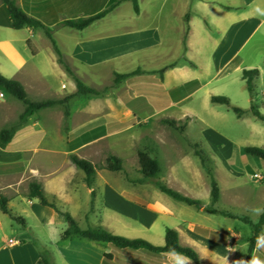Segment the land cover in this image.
Listing matches in <instances>:
<instances>
[{
	"label": "crops",
	"instance_id": "crops-1",
	"mask_svg": "<svg viewBox=\"0 0 264 264\" xmlns=\"http://www.w3.org/2000/svg\"><path fill=\"white\" fill-rule=\"evenodd\" d=\"M14 1L43 27L13 28L0 0V73L19 82L32 101L70 98L31 116L0 147V193L9 199L10 211L0 209V235L9 233L0 241V264H36L44 251L51 264H104L106 258L114 264H195L179 254L116 251L104 242L64 238L66 218L28 198L32 181L81 229H103L162 247L171 228L181 245L198 252L201 264H241L239 249L248 251L250 237L240 245L241 232L235 233L239 228L230 220L243 214L230 208L251 203L249 195L239 194L236 181L250 173L264 175V160L246 152L236 155L235 142L204 114L224 116L213 97H235L246 111L240 119L250 114L255 99L241 91L245 70L260 71L264 97V35L247 47L254 27L264 24V0H138L139 13L130 0ZM104 11L84 30L64 24ZM52 40L72 73L104 92L76 95V79L59 62ZM116 75L131 76L116 83ZM20 103L12 96L0 101V132L18 123L25 110ZM166 119H188L185 132ZM249 127L257 137L250 147L264 148V125L249 122ZM192 144L214 162L220 188L216 204ZM140 150L158 160L162 183L201 205L161 192L142 173ZM110 154L122 160L124 170L103 167ZM73 155L98 167L89 185ZM259 201L264 209V189ZM250 264H264V228Z\"/></svg>",
	"mask_w": 264,
	"mask_h": 264
},
{
	"label": "trees",
	"instance_id": "trees-1",
	"mask_svg": "<svg viewBox=\"0 0 264 264\" xmlns=\"http://www.w3.org/2000/svg\"><path fill=\"white\" fill-rule=\"evenodd\" d=\"M8 8L11 23L10 25L15 29H21L23 27L29 26L32 28L35 27H43V25L32 19L31 17L27 16L23 13L16 5L14 0H2ZM122 0H118L119 3ZM133 2L134 10L136 13H139V5L138 0H130ZM116 3V4H117ZM108 11H104L96 16L87 18V19H80V20H73L67 21L64 24L68 27L75 28L78 30H84L96 20L103 18ZM46 34L52 39L51 33L46 30ZM53 41V40H52ZM56 53L59 58V62L66 68V70L71 73L74 78L76 79L78 91L76 95H99L104 90L99 91L90 87L85 86L71 71L70 66L64 61L61 53L56 47L55 42L53 41ZM131 75H116L115 82L119 83L122 80L129 78ZM260 76V71L256 70H245L243 72V79L246 82V89L249 91L252 99L254 98V88L255 82ZM0 90L5 92L7 96H12L13 98L17 99L18 101L22 102L25 105L24 112L20 115L19 121L16 125L12 126L9 129H4L0 132V147H5L7 144L11 142L16 132L24 126L31 116H34L38 112L43 109L54 107L58 104H64L69 100V98L62 100V101H55V100H47V101H32L28 98L27 93L24 87L17 81L8 79L4 77L0 73ZM213 103H218L227 106L229 109H232L233 112L241 118L246 114V111L242 108L233 106L230 103V100L226 97H213ZM250 112L254 115L258 120L264 123V114L259 111V109L252 104L250 108ZM66 120L69 117V110L65 111ZM165 124L169 125L170 127L176 129L180 133H184L186 129V125L188 119L185 121H178L175 119H166L163 121ZM195 151V154L200 158L202 162L203 168L206 170L211 182L212 187V203L216 204L220 200V188L219 184L208 165V159L202 149H200L199 145H191ZM245 152L248 155H251L257 159L264 160V148L259 147H246ZM72 162L76 167H78L84 173V179L86 183L89 185L90 178L98 168L97 166L91 164L90 162L80 159L78 156L73 155L71 157ZM139 165L141 168L142 173L146 178H151L156 181L157 187L160 189L161 192L167 194L171 198L176 201L184 202L188 205H193L199 207L201 205L200 201L188 198L181 193L169 188L164 183L159 180V173H160V165L157 159L153 158L148 151H139L138 153ZM104 168L110 171H122L124 170L122 160L114 155H108L106 159V163L103 166ZM28 198L30 200L38 199L40 200L42 205L50 206L55 208L62 216H64L67 220L68 227L63 233V237L68 239L71 237H80L83 239H87L90 241L96 242H104L109 244L114 250H131V251H138V250H145L150 253L154 254H161V253H170V254H179L183 255L190 260H192L195 264H201V259L198 252L193 249L192 247L183 246L180 244L178 232L174 229L168 228L166 230V237H165V245L162 247H158L153 245L147 240L144 239H130L124 236L113 235L103 229H81L74 218L68 213L61 211L54 202L49 201V199L44 194L42 186L36 182L32 181L29 184V192ZM9 199L0 193V209L2 212L6 214H10L8 208ZM230 218L239 219L234 215H228ZM13 219L18 222L19 224L25 225L24 220L20 217L12 216ZM241 221L248 224L251 229L252 233L249 238V248L247 256L243 259L241 264H250L253 256V252L256 248L257 241L262 234L264 228V212L261 214L259 221L257 223L252 222L248 218H240ZM36 264H51L49 260L48 253L46 251L40 254V259ZM104 264H114L111 261V258H106L104 260Z\"/></svg>",
	"mask_w": 264,
	"mask_h": 264
},
{
	"label": "rangeland",
	"instance_id": "rangeland-1",
	"mask_svg": "<svg viewBox=\"0 0 264 264\" xmlns=\"http://www.w3.org/2000/svg\"><path fill=\"white\" fill-rule=\"evenodd\" d=\"M256 26L252 30L251 37L249 39L247 47H251L252 45L257 43L262 38V36L264 35V24H262L259 27H256ZM262 64H264V62ZM260 84H261V82L258 79L255 82V88H254V93H253L255 101L252 104L255 105L259 109V111L264 114V106H263L264 97L260 93V89H261ZM96 90H99V89H96ZM99 91H102V90H99ZM241 91H243V92L245 91L244 95L246 97H248V98L251 97L249 91L246 90L245 88H244V90L241 89ZM231 96H233V95H231ZM8 99L10 100V98H8ZM1 101H3V100H1ZM230 103L233 106L238 107L236 105L237 101H235V97L233 99H231ZM22 108H23V104L20 103V109H22ZM221 109H223V111L222 110L221 111H222V114L224 116L221 117V119L219 118V120L206 115V113L204 114V116L206 117V119L210 122V124L214 128H216L218 131H220L221 133L226 135L228 138H231L235 142L236 155H239L240 153H242V155H247L245 153V150H244L245 147L253 146L252 145V144H254L253 142H255V140H257V137H252L251 128L249 127V122H257L261 125H264V123L261 122L260 120H258L257 118H255V116L252 115L251 112L246 117L240 119L233 112V110L229 109L227 106L221 105ZM236 157H239V156H236ZM208 165L214 174V169H215L214 162L212 160H208ZM214 176H215V174H214ZM215 178H216V176H215ZM231 183L234 184L235 181H232L230 179V185H231ZM236 183L240 186L239 194L240 195H247V196L249 195L252 200H251V203L248 204V206L232 207V208H230V210H232L233 212H236V213H241V214H243L242 217L248 218L252 222L257 223L259 221L261 214L264 212V209H262V207H261L262 205L259 201V197L263 193V189H264V175L259 173V172L250 173V174L246 175L245 177H241V176L238 177ZM234 224L239 228V231L235 230V233L238 234L239 232H241V238L242 239L240 241V245H242L244 242H246L248 240V235H249V237L251 236L252 229L248 224L244 223L240 219L237 221L230 220V226H232ZM8 237H9V233H6L3 236L0 235V241L6 240V238H8ZM239 251H240V255L243 258H245L247 256L248 251H247L246 247L245 248L241 247L239 249Z\"/></svg>",
	"mask_w": 264,
	"mask_h": 264
},
{
	"label": "built area",
	"instance_id": "built-area-1",
	"mask_svg": "<svg viewBox=\"0 0 264 264\" xmlns=\"http://www.w3.org/2000/svg\"><path fill=\"white\" fill-rule=\"evenodd\" d=\"M6 97H7V94H6L5 92H3V91L0 90V101H1V100H5ZM14 242H15V241L10 240V243H11V244H13Z\"/></svg>",
	"mask_w": 264,
	"mask_h": 264
}]
</instances>
